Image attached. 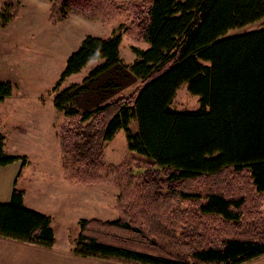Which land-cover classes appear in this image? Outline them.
I'll return each mask as SVG.
<instances>
[{
    "label": "trees",
    "instance_id": "trees-1",
    "mask_svg": "<svg viewBox=\"0 0 264 264\" xmlns=\"http://www.w3.org/2000/svg\"><path fill=\"white\" fill-rule=\"evenodd\" d=\"M49 2L53 25L72 12L118 24L109 37L86 34L57 83L103 61L56 95L57 137L65 181L119 189L117 218L80 219L73 251L120 264H242L264 255V27L230 34L263 19L264 0ZM18 7L5 1L2 27ZM123 33L149 43L133 48L131 63L121 56ZM183 83L200 96L198 109L172 106ZM12 91L0 79V102ZM121 129L143 157L137 167L104 158ZM5 147L0 130V166L25 160ZM24 193L15 186L0 202V236L52 247V217L28 208Z\"/></svg>",
    "mask_w": 264,
    "mask_h": 264
},
{
    "label": "rangeland",
    "instance_id": "rangeland-1",
    "mask_svg": "<svg viewBox=\"0 0 264 264\" xmlns=\"http://www.w3.org/2000/svg\"><path fill=\"white\" fill-rule=\"evenodd\" d=\"M5 1L0 0V8ZM13 1L19 3L13 19L4 27L0 24V79L13 83L12 94L0 102L2 117L0 130L6 136V152L25 158L24 161L20 159L16 162L18 173L15 186L24 191L37 190V186L42 183L39 181L40 177L48 171L54 173L55 180L62 179L59 172L55 174L57 168L62 169L57 133L63 122V114L55 107L56 95L73 83L82 82L95 66L103 62L90 60L80 72L68 76L60 86H57L65 60L80 45L86 34L109 37L118 28V24L104 25L99 20L72 12L66 21L53 25L48 21L49 0ZM12 8L15 10V6L8 8L10 12ZM263 27L264 18L234 28L230 34ZM134 47L146 49L149 43L123 33L120 52L125 62L131 63L137 58ZM199 98V95L189 91L187 83H183L172 106L177 110L198 109ZM29 119L39 122L45 132L43 134L40 131H32L31 134L23 132L29 129ZM132 125L135 130L134 121ZM18 129L23 131L14 133ZM133 156H138L139 159L134 160ZM104 158L115 164L127 162L132 167H137L138 162L143 159L142 156L130 152L127 132L124 129L119 130L114 138L106 143ZM96 186L92 190L77 192L80 199L87 201L76 200L79 198L75 197L71 201L64 195L54 196L50 205L52 213L55 214L56 207H62L64 203L76 202L75 216L80 219L117 218L115 206L118 202L119 189L110 184ZM30 195L32 194H28V197ZM59 222L61 221H57V224ZM70 227L73 232L79 233V223L77 226L76 223L70 222ZM18 254L22 255V252Z\"/></svg>",
    "mask_w": 264,
    "mask_h": 264
},
{
    "label": "crops",
    "instance_id": "crops-1",
    "mask_svg": "<svg viewBox=\"0 0 264 264\" xmlns=\"http://www.w3.org/2000/svg\"><path fill=\"white\" fill-rule=\"evenodd\" d=\"M28 123L29 129L25 131L18 129L14 133L23 131L31 134L32 131H40L43 134L45 132L42 127H40L39 122H33L29 119ZM16 162L6 166H0L1 203L10 202L12 198L18 173ZM58 172L62 175L63 180H55L54 173L48 171L47 174L40 177L39 181H42V183L37 186V190L27 189L24 193V204L28 208L52 217V225L56 237L54 245L52 247H44L0 236V264H120L94 257L82 256L73 251L75 238L78 233L72 231L70 222H74L78 226L80 218L75 216L77 203L67 202L64 203L62 207H56L55 214L52 213L53 211H51L50 205L53 202V197L58 195H64L71 201H73V197H75V199L79 198L76 200L87 201L85 199H80V197L77 196V192L87 189L92 190L97 186L68 183L64 180L62 169L57 168L55 174ZM28 194L32 195L28 197ZM47 198L49 199L46 202L45 200ZM56 220L61 222L57 224ZM19 252H22V255L18 254ZM242 264H264V255Z\"/></svg>",
    "mask_w": 264,
    "mask_h": 264
}]
</instances>
